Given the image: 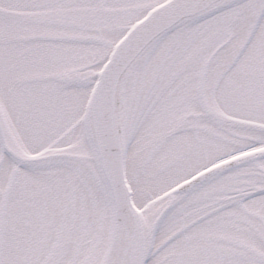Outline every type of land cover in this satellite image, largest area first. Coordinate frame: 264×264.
Returning <instances> with one entry per match:
<instances>
[{"label": "snow or ice", "instance_id": "6c2138e0", "mask_svg": "<svg viewBox=\"0 0 264 264\" xmlns=\"http://www.w3.org/2000/svg\"><path fill=\"white\" fill-rule=\"evenodd\" d=\"M0 264H264V0H0Z\"/></svg>", "mask_w": 264, "mask_h": 264}]
</instances>
